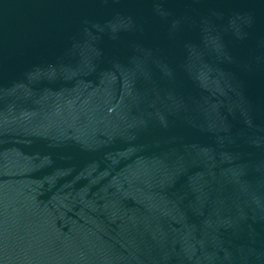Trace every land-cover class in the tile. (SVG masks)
<instances>
[{
  "label": "water",
  "instance_id": "water-1",
  "mask_svg": "<svg viewBox=\"0 0 264 264\" xmlns=\"http://www.w3.org/2000/svg\"><path fill=\"white\" fill-rule=\"evenodd\" d=\"M0 264H264V0H0Z\"/></svg>",
  "mask_w": 264,
  "mask_h": 264
}]
</instances>
